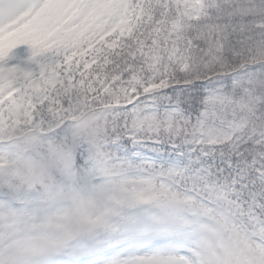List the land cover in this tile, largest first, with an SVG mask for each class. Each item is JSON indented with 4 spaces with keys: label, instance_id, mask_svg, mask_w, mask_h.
<instances>
[{
    "label": "snow or ice",
    "instance_id": "1",
    "mask_svg": "<svg viewBox=\"0 0 264 264\" xmlns=\"http://www.w3.org/2000/svg\"><path fill=\"white\" fill-rule=\"evenodd\" d=\"M0 264H264V0H0Z\"/></svg>",
    "mask_w": 264,
    "mask_h": 264
}]
</instances>
